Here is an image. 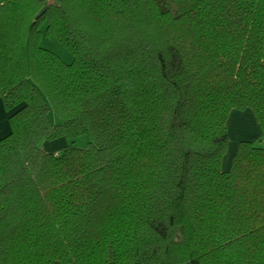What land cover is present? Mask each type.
<instances>
[{
    "label": "trees",
    "instance_id": "1",
    "mask_svg": "<svg viewBox=\"0 0 264 264\" xmlns=\"http://www.w3.org/2000/svg\"><path fill=\"white\" fill-rule=\"evenodd\" d=\"M0 100V264H264V0H0Z\"/></svg>",
    "mask_w": 264,
    "mask_h": 264
},
{
    "label": "rangeland",
    "instance_id": "2",
    "mask_svg": "<svg viewBox=\"0 0 264 264\" xmlns=\"http://www.w3.org/2000/svg\"><path fill=\"white\" fill-rule=\"evenodd\" d=\"M40 45L55 52L65 62L71 61V58H72L71 54L52 36L43 35L40 40ZM49 115L53 121L57 120L53 112H50ZM248 119L249 118L245 112V114H243V116L239 120H233V123L229 126V128L227 127V133H228V139H229L228 140V150L223 157L222 168L225 169L228 167L230 163L231 154L235 150L236 145L238 141L240 140V138H242L241 136H243L244 133H246L247 136H250V137L256 134V127L254 125L251 126L250 124L251 122ZM240 122L242 126H237L236 124H239ZM258 128H257L258 132L261 131L260 134L258 135L259 137H255L254 139H250V140H256L258 138H261V140L256 141V143L264 145V132L262 131L259 124H258ZM71 141H72L71 139H66L65 137H58V138H54L50 140L45 139L43 140V142L49 143V145L44 146L45 148H42L41 146V149L46 152L56 153V152H60L63 149V147L67 144H69L70 146H76V147H84L86 145V140L82 138V136L73 140L75 141L74 143H72ZM43 142H41V145Z\"/></svg>",
    "mask_w": 264,
    "mask_h": 264
},
{
    "label": "crops",
    "instance_id": "3",
    "mask_svg": "<svg viewBox=\"0 0 264 264\" xmlns=\"http://www.w3.org/2000/svg\"><path fill=\"white\" fill-rule=\"evenodd\" d=\"M245 112L249 118L248 120L251 122L250 123L251 126L254 125L256 127V134L254 136L250 137V136H247L246 133H244L243 136H241L242 138H240V139H254L255 137H259L258 135L260 134L261 131L258 132V129H259L258 124L256 122V119H255L252 111H250V109H245V110L233 109L228 116L227 127L229 128V126L233 123V120H239L243 116V114H245ZM236 125L242 126L241 122L239 124H236ZM244 129H245V127H244ZM9 130H10V126L8 123V112H6L4 110L2 101L0 100V138L2 136L6 135L9 132ZM82 138H84V137H82ZM48 145H49V143L43 142L41 146H42V148H45L44 146H48Z\"/></svg>",
    "mask_w": 264,
    "mask_h": 264
}]
</instances>
